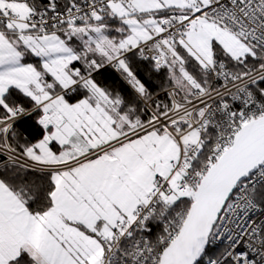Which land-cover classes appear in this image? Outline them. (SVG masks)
<instances>
[{
	"label": "snow or ice",
	"instance_id": "obj_1",
	"mask_svg": "<svg viewBox=\"0 0 264 264\" xmlns=\"http://www.w3.org/2000/svg\"><path fill=\"white\" fill-rule=\"evenodd\" d=\"M0 264H264V0H0Z\"/></svg>",
	"mask_w": 264,
	"mask_h": 264
},
{
	"label": "trees",
	"instance_id": "obj_2",
	"mask_svg": "<svg viewBox=\"0 0 264 264\" xmlns=\"http://www.w3.org/2000/svg\"><path fill=\"white\" fill-rule=\"evenodd\" d=\"M137 71L143 79L147 80L149 75V66L147 65L146 62L141 63V66L137 69ZM162 81H163L162 75L152 74L151 83L153 86H158L160 83H162ZM161 98H163V95H161Z\"/></svg>",
	"mask_w": 264,
	"mask_h": 264
},
{
	"label": "built area",
	"instance_id": "obj_3",
	"mask_svg": "<svg viewBox=\"0 0 264 264\" xmlns=\"http://www.w3.org/2000/svg\"><path fill=\"white\" fill-rule=\"evenodd\" d=\"M161 95H163V93H161Z\"/></svg>",
	"mask_w": 264,
	"mask_h": 264
}]
</instances>
